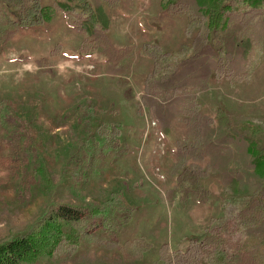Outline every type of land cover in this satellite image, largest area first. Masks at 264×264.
Instances as JSON below:
<instances>
[{
    "label": "rangeland",
    "instance_id": "1",
    "mask_svg": "<svg viewBox=\"0 0 264 264\" xmlns=\"http://www.w3.org/2000/svg\"><path fill=\"white\" fill-rule=\"evenodd\" d=\"M86 1L111 42L132 48L118 70L99 49L79 53L84 36L72 28L80 20L77 0H41L50 14L45 23L0 42V244L24 233L52 205L69 204L84 212L76 244L61 231L65 248L19 264H178L176 252L228 223L233 231L225 229L222 238L238 237L241 249H256V264H264V234L249 232L264 219V208L263 217L253 209L255 220L242 223L263 174L244 193L237 190L243 186L224 183L221 169L243 165L236 153L211 161L198 181L179 177L187 164L174 148L190 140L183 113L158 122L156 104L143 99L147 84L166 79L204 42L222 46L224 31L210 27L207 14L191 3ZM0 4L15 19L17 8ZM259 18L242 29L249 45L243 58L233 57L240 71L201 79L183 92L182 107L197 103L213 128L225 115V129L251 136L264 151ZM195 160L204 166L210 157ZM96 208L101 212L91 215Z\"/></svg>",
    "mask_w": 264,
    "mask_h": 264
},
{
    "label": "trees",
    "instance_id": "2",
    "mask_svg": "<svg viewBox=\"0 0 264 264\" xmlns=\"http://www.w3.org/2000/svg\"><path fill=\"white\" fill-rule=\"evenodd\" d=\"M77 1L80 20L74 21L72 28L84 36L79 53L87 54L99 49L100 54L105 57L106 64L117 66L121 58L131 53L132 48L130 46L116 47L108 37L105 27L94 20L93 12L88 10V2L86 0ZM109 1L117 4V0ZM213 1L217 4L214 5ZM4 3L14 5L17 12L16 15L14 14L15 19H12L1 11L0 4V14H2L0 42L2 44L22 28L43 25L50 15L41 0H4ZM188 3L192 6L198 5L199 9L207 14L210 27L224 31L223 44L216 47L211 41L204 42L197 51L180 62L176 70L166 79L147 84L148 86L144 87L143 99L148 105L156 104L154 113L155 120L158 122H161L164 116L183 113L186 133L190 140L188 143H178L174 148L175 155L187 164L179 168V177L195 175L198 181L199 178L209 173L211 161L226 155L236 156L237 153L241 156L239 158L243 161V165L240 166L237 161L233 168L221 169L222 181L243 186L241 190L238 188L237 190L244 193L243 190H248L255 184L254 180L260 177V173L264 176V151L258 149L251 136L241 135L234 129H225L223 123L225 115L217 118L216 127L213 128L210 125L211 118L200 113L197 103L183 108L182 105L186 102L183 92L191 89L201 79L203 80L200 83L210 77L222 76L229 72L232 75L234 71H240L241 65L234 66L235 58L233 57L236 53L237 56L243 58L249 45L242 29L244 26L248 27L250 20L260 17L258 25L264 33V0H174L173 5L180 6ZM63 7L68 9L66 5ZM56 49L58 47L53 48L50 54H54ZM221 114L224 113L221 112L219 115ZM211 135H214V138H209ZM233 146L236 147V151H231ZM192 153L195 154L197 160L209 156L210 161L201 166L195 157L194 159L185 157ZM222 167H225L224 164ZM246 207L242 223L255 220L254 210L257 213L256 218L263 217L261 210L264 208V184L260 185V188L257 187V191L251 196ZM49 209L47 212L44 211L43 215L24 233L0 244V264H19L31 260L39 253L52 255L55 250H62L65 248L59 241L61 234L64 235L62 232L68 233L69 244H76L78 235L83 231L81 229L84 214L82 208L69 204H57ZM99 212L101 210L97 208L89 210L91 215ZM233 226L230 223L217 226L218 228L210 231L202 241L192 239L184 252L175 253L180 257L178 264H256V249L242 250L240 239L231 234V237L227 236L228 242L222 238L225 231L228 234L233 231ZM249 232L264 234V219L258 226H250Z\"/></svg>",
    "mask_w": 264,
    "mask_h": 264
}]
</instances>
